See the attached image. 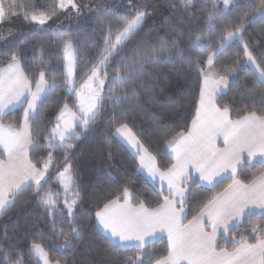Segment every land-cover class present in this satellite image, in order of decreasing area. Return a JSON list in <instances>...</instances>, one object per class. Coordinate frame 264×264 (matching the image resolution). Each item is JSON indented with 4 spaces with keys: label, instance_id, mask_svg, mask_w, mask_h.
I'll use <instances>...</instances> for the list:
<instances>
[{
    "label": "trees",
    "instance_id": "obj_1",
    "mask_svg": "<svg viewBox=\"0 0 264 264\" xmlns=\"http://www.w3.org/2000/svg\"><path fill=\"white\" fill-rule=\"evenodd\" d=\"M107 1L93 7L79 0L82 11L71 13L61 10L57 0H0V68L17 61L31 86L39 79L49 86L29 130L34 146L28 158L44 178L12 194L9 206L0 213V264H37L31 254L33 244L41 247L49 262L57 264H136L141 252L140 264H154L166 257L164 238L143 251L122 249L96 227V213L113 200L122 201L125 192L131 194L132 206L149 209L165 198L139 172L136 157L115 132L129 127L160 170L171 167L173 159L165 145L186 133L195 118L207 59L239 28L240 40L227 44L212 62L221 75L233 76L216 104L231 120L248 114L264 118V82L245 66L244 56L245 50L250 51L264 74V18L254 19L264 0H232L227 10L214 0H193L190 5L177 0ZM141 11L144 21L108 53L114 36ZM35 14L50 18L49 26L32 23L29 16ZM65 42L73 46L76 85L104 56L106 82L98 111L87 128L76 127L78 135L58 145L50 129L61 108L73 107L76 101L65 82ZM23 110L19 107L1 116L0 122L17 129ZM46 161L49 167L45 170ZM65 165L72 179V193L66 199L56 194L61 187L55 179ZM262 173L264 162L244 163L234 176L212 187L194 182L184 201L183 223L232 181L249 184ZM52 194L53 203L46 205ZM72 199L69 214L62 202ZM263 238L264 218L249 215L218 239L216 249L231 251Z\"/></svg>",
    "mask_w": 264,
    "mask_h": 264
},
{
    "label": "crops",
    "instance_id": "obj_2",
    "mask_svg": "<svg viewBox=\"0 0 264 264\" xmlns=\"http://www.w3.org/2000/svg\"><path fill=\"white\" fill-rule=\"evenodd\" d=\"M260 12L259 17L264 18V7ZM224 77L212 64L202 75L197 111L189 130L165 145L173 159L165 171L157 167L129 127L116 130V138L136 157L139 172L165 198L161 205L149 209L132 206L131 194L125 192L122 201L104 205L95 215V224L112 244L143 251L164 238L168 254L154 264H263L264 238L242 243L231 251L216 249V244L247 216L264 218V173L249 184L232 181L193 219L183 223L184 201L194 182L212 187L234 176L244 163L264 162V118L248 114L231 120L228 112L217 106L216 100L228 84ZM48 89L42 79L31 86L17 61L0 68V117L24 107L17 129L0 122V213L9 206L12 194L44 177L28 158L34 146L29 130Z\"/></svg>",
    "mask_w": 264,
    "mask_h": 264
},
{
    "label": "rangeland",
    "instance_id": "obj_3",
    "mask_svg": "<svg viewBox=\"0 0 264 264\" xmlns=\"http://www.w3.org/2000/svg\"><path fill=\"white\" fill-rule=\"evenodd\" d=\"M79 0H57V4L61 10H65L71 13H79L82 11V5L78 4ZM182 5H190L193 0H177ZM87 6L101 7L109 3L107 0H84ZM214 2L221 8L227 10L232 4V0H214ZM150 7H152L150 5ZM152 11V8H150ZM260 11L257 12L254 19L259 18ZM3 16L2 9L0 6V20ZM145 13L143 11L136 13V15L127 21L124 28L118 32L114 38L111 40V46L108 53L113 52L115 48L124 41L130 33L135 30V28L144 21ZM29 19L32 23L45 24L49 26L50 18L44 14L30 15ZM241 28L229 33L227 37L219 44L217 50L213 52L207 59L204 67L203 74L207 73V68H209L214 60L215 55L223 49L227 44L233 40H240ZM245 66L251 68L260 80L264 82V74L257 65L253 55L250 51L245 50ZM63 60L65 69V82L67 85V91L70 92L75 98V104L73 107L65 105L61 108L57 116L56 125L50 129V135L53 141L58 145H63L66 140L71 136L78 135L76 127L81 129H86L90 121L94 118L98 111V106L100 104V98L103 96L104 84L106 82V77L102 73V67L106 61V56H104L99 64L93 68V70L86 76V78L79 84L76 85L75 78V54L73 46L70 42H65L63 47ZM202 70V71H203ZM232 74L224 77L225 83H228L232 78ZM45 170L49 167V161L45 162ZM44 176V175H43ZM44 178V177H43ZM55 179L60 183V191L56 193L57 195H62L68 198L72 191V179L70 177L68 165L63 166L55 175ZM43 180V179H42ZM37 182V181H36ZM39 182V181H38ZM53 194L50 195L46 200L45 204L50 205L52 201ZM74 200H64L62 205L67 210L69 214L73 212ZM31 254L33 259L37 264H47L48 260L45 257L41 247L39 245H31ZM143 255L138 257L136 264L141 263V258ZM57 264V263H54Z\"/></svg>",
    "mask_w": 264,
    "mask_h": 264
}]
</instances>
